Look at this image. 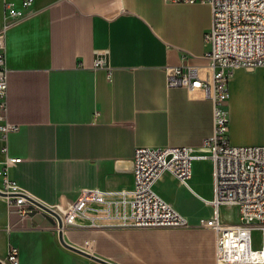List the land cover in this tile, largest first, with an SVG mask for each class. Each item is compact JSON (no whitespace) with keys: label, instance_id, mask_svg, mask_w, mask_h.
<instances>
[{"label":"crops","instance_id":"crops-1","mask_svg":"<svg viewBox=\"0 0 264 264\" xmlns=\"http://www.w3.org/2000/svg\"><path fill=\"white\" fill-rule=\"evenodd\" d=\"M210 25L207 2L33 0L5 31L7 118L19 124L8 146L21 158L9 175L23 196L53 210L81 188L129 190L136 147H200L212 132V101L202 88L168 86L166 68L208 77ZM259 73L264 67L231 71L226 108L236 83ZM229 140L264 145L230 126ZM198 164L189 188L169 173L154 186L185 217L187 198L201 196ZM62 237L79 248L92 241L90 252L113 264H215L214 231L200 225L63 228ZM11 245L19 264H100L60 243L52 214L36 206L21 217L0 195L1 262Z\"/></svg>","mask_w":264,"mask_h":264},{"label":"built area","instance_id":"built-area-1","mask_svg":"<svg viewBox=\"0 0 264 264\" xmlns=\"http://www.w3.org/2000/svg\"><path fill=\"white\" fill-rule=\"evenodd\" d=\"M33 0H3L4 22L0 27V192L21 217L37 205L23 196L18 183L9 175L12 165L21 161L9 152L8 136L19 124L7 118V68L5 31L24 15ZM167 2H207L211 25L204 35L210 74L202 78L186 65L166 68L168 86L202 88L212 101V132L198 148L192 146H138L132 157V186L129 190L99 187L81 188L65 207L53 209L63 228L181 227L188 219L154 189L164 173L189 188L195 160L211 164L212 196L200 199L211 205L208 218L200 226L215 234V264H264V145H237L229 140L226 102L230 97L229 76L234 68L264 67V0H165ZM102 62L95 60L94 65ZM220 205L237 208L238 222H222ZM252 222H256L253 224ZM57 227V223H56ZM260 232L254 248L252 231ZM92 241L81 248L91 253ZM4 264H19V250L8 247Z\"/></svg>","mask_w":264,"mask_h":264},{"label":"rangeland","instance_id":"rangeland-1","mask_svg":"<svg viewBox=\"0 0 264 264\" xmlns=\"http://www.w3.org/2000/svg\"><path fill=\"white\" fill-rule=\"evenodd\" d=\"M233 110L228 106V118L230 131H239L245 138V143L256 142L264 139V73L256 76H244L234 88L231 100ZM210 165L206 159L199 160L198 167L201 169L195 177L198 184L196 191L202 198L209 199L212 196V180L205 172ZM194 166V165H193ZM192 166V168H193ZM188 184L191 185L190 179ZM155 189V188H154ZM169 202V201H168ZM212 213L211 205L205 203L195 195H190L186 200L185 214L188 224L198 225L200 218H208ZM219 218L222 222L237 223V208L233 205H220L218 207ZM256 224V222H252ZM253 247L260 244V232L252 231Z\"/></svg>","mask_w":264,"mask_h":264},{"label":"water","instance_id":"water-1","mask_svg":"<svg viewBox=\"0 0 264 264\" xmlns=\"http://www.w3.org/2000/svg\"><path fill=\"white\" fill-rule=\"evenodd\" d=\"M0 195H2L1 192H0ZM36 205L38 207L46 210L47 212H49L50 214H52L54 216L56 223H57V228H58V238H59L60 243L64 247H66L69 250L76 252L82 256H85V257H87V258H89L95 262H98L100 264H113V263H111V262H109V261H107V260H105L99 256H96V255L89 253V252H87V251H85V250H83V249H81L75 245L69 244L68 242L64 241V239L62 237L63 226H62V222H61V219H60V216L58 215V213H56L55 211H53V210H51L45 206L40 205V204H36ZM0 264H4V263L0 261Z\"/></svg>","mask_w":264,"mask_h":264}]
</instances>
